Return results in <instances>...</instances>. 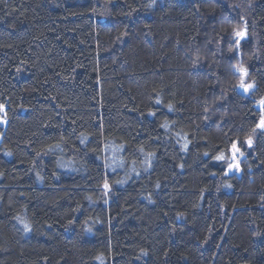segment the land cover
Segmentation results:
<instances>
[{
  "label": "trees",
  "instance_id": "16d2710c",
  "mask_svg": "<svg viewBox=\"0 0 264 264\" xmlns=\"http://www.w3.org/2000/svg\"><path fill=\"white\" fill-rule=\"evenodd\" d=\"M261 101L264 0H0V264H264Z\"/></svg>",
  "mask_w": 264,
  "mask_h": 264
},
{
  "label": "snow or ice",
  "instance_id": "6c2138e0",
  "mask_svg": "<svg viewBox=\"0 0 264 264\" xmlns=\"http://www.w3.org/2000/svg\"><path fill=\"white\" fill-rule=\"evenodd\" d=\"M236 35H237V36H241V37H243V36H244V33H243V32H237ZM240 87L244 88L245 91H247L248 89L252 88L253 85H252V84H247V85H245V84L243 83V81H241ZM261 103L264 104V101H261ZM259 126H260V127H264V120L261 121V123H260ZM247 143L250 145V144H251V140L247 141ZM232 147H233L234 149H236L237 152L239 151V149L236 148V145H235V144H233ZM234 158H235V154H233V159H234ZM216 159H218V160H223V159H224V156H223V155L218 156V157H216ZM229 167H230V168H231V167H235V168L238 169V168H239V164L236 163V164H234V165H229ZM106 186H107V185H106Z\"/></svg>",
  "mask_w": 264,
  "mask_h": 264
},
{
  "label": "rangeland",
  "instance_id": "374dc122",
  "mask_svg": "<svg viewBox=\"0 0 264 264\" xmlns=\"http://www.w3.org/2000/svg\"><path fill=\"white\" fill-rule=\"evenodd\" d=\"M263 120H264V118H263ZM238 153V152H237ZM239 154V153H238ZM240 155V154H239Z\"/></svg>",
  "mask_w": 264,
  "mask_h": 264
}]
</instances>
